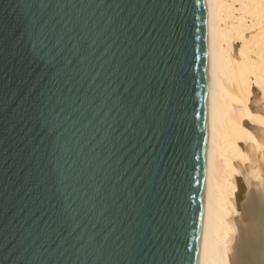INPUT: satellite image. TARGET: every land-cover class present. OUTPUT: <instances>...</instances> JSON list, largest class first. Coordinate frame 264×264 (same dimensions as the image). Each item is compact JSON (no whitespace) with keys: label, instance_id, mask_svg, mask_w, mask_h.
I'll list each match as a JSON object with an SVG mask.
<instances>
[{"label":"water","instance_id":"95a60500","mask_svg":"<svg viewBox=\"0 0 264 264\" xmlns=\"http://www.w3.org/2000/svg\"><path fill=\"white\" fill-rule=\"evenodd\" d=\"M206 25L205 0H0V264H198Z\"/></svg>","mask_w":264,"mask_h":264},{"label":"bare ground","instance_id":"6f19581e","mask_svg":"<svg viewBox=\"0 0 264 264\" xmlns=\"http://www.w3.org/2000/svg\"><path fill=\"white\" fill-rule=\"evenodd\" d=\"M205 6L208 91L198 264H233L240 180L249 191L263 176L264 0H205ZM260 103L261 109L253 107Z\"/></svg>","mask_w":264,"mask_h":264},{"label":"rangeland","instance_id":"374dc122","mask_svg":"<svg viewBox=\"0 0 264 264\" xmlns=\"http://www.w3.org/2000/svg\"><path fill=\"white\" fill-rule=\"evenodd\" d=\"M255 90L256 89L254 88V91ZM262 106H263V103H260L258 107H256V106H253V107L257 108V109H261ZM253 130H257V128L254 127ZM261 167H262L263 176L257 178L256 179L257 181L255 180L256 182L253 181V184H252L250 190L248 191L249 192L248 202L244 203V206L248 209V211L250 213V219L248 222H246V223L243 222L242 212L239 211L240 213H239V217H238V221H239L238 224L240 227V234L238 236V241H237L236 245L234 246L235 251L233 254L234 255L233 264H235V262H236V264H248L250 261L248 259L245 260V257L243 259L239 258L240 257L239 255L241 253L237 250V246H238V243L240 241V237L242 235L243 229L246 232V239H244V240L245 241L248 240V242L251 240V243H254L253 246L251 243H250L251 246L250 245L249 246L251 248L250 251L251 250H252L251 252L254 251L258 257L256 264H264V255H263L264 254V201H263L264 200V198H263L264 197V193H263L264 192V158L261 161ZM260 178H262V179H260ZM253 197H255L257 199H253ZM255 200H257V202H260L258 204H260L261 207L257 206V203L255 202ZM244 244H245V242H244ZM244 244L242 245L243 246L242 251L246 253L248 251V248H247V245L246 244L244 245ZM255 244L257 245V248H254ZM261 260H262V262H261ZM251 263H253V262H251Z\"/></svg>","mask_w":264,"mask_h":264}]
</instances>
